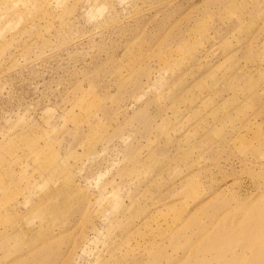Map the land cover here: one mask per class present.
<instances>
[{"label": "rangeland", "instance_id": "374dc122", "mask_svg": "<svg viewBox=\"0 0 264 264\" xmlns=\"http://www.w3.org/2000/svg\"><path fill=\"white\" fill-rule=\"evenodd\" d=\"M0 264H264V0H0Z\"/></svg>", "mask_w": 264, "mask_h": 264}]
</instances>
